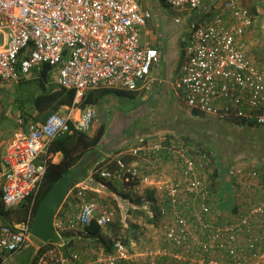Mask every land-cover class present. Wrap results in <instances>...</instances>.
I'll return each instance as SVG.
<instances>
[{
	"label": "built area",
	"instance_id": "obj_1",
	"mask_svg": "<svg viewBox=\"0 0 264 264\" xmlns=\"http://www.w3.org/2000/svg\"><path fill=\"white\" fill-rule=\"evenodd\" d=\"M139 1L0 0V81L29 80L48 65L56 87L75 93L71 106L50 113L43 122L23 124L19 118L20 128L1 156L3 206L13 210L28 198L30 202L25 220L0 224V264L33 238L32 210L46 168V160L37 163L43 150L59 136L88 132L98 121L93 105L81 108L83 97L99 89L148 92L161 82L159 51L141 43L151 13ZM162 1L172 10L193 11L204 0ZM255 21L262 35L255 38L261 43L257 55L245 44ZM178 60L170 84L186 107L217 123L243 120L264 127V12L258 17L239 0H222L210 20L191 26ZM134 144L126 153L135 163L116 158L115 170L96 172L103 180L138 189L140 183L152 186V177L168 167L170 173L158 184L160 196L143 208L158 223L160 246L152 240L154 245L143 249L117 238L109 253L87 261L66 249L60 242L65 229L81 228L86 235L84 227L98 212L97 225L106 235L115 217L112 208L90 197L95 189L84 180L69 190L77 214L70 219L55 216L57 241L41 253L36 249L34 264H264V173L242 160L214 166L212 152L178 137H140ZM121 203L125 215L137 209L128 198Z\"/></svg>",
	"mask_w": 264,
	"mask_h": 264
},
{
	"label": "crops",
	"instance_id": "obj_2",
	"mask_svg": "<svg viewBox=\"0 0 264 264\" xmlns=\"http://www.w3.org/2000/svg\"><path fill=\"white\" fill-rule=\"evenodd\" d=\"M139 2H140L141 8L149 11L151 13V18L153 17L152 21L149 22V20H148L146 22L145 26L141 30V43L147 44L149 46L156 48L159 51V53L163 59V54H165V50L167 47V39L169 40V35H168L169 31L165 30L166 34L165 33L163 34L162 32H160L162 30V23H161V20H163L162 13H163V10L166 7V5L163 3L162 0H140ZM221 3H222V0H204L203 4L198 9L193 10V11H190V10L185 11V12H187V15H188L186 18L187 37H188L189 30H190L191 26L196 25L195 23H204V22H207L208 20H210L212 18V16L217 12ZM256 14H258V17H260V15H262L261 12L258 10H257ZM255 22L256 23H254L252 29L247 31V33L245 34V44L247 45L248 49L250 50L249 53H251V54H253V51L255 50V45H254L255 41H256L255 38L256 37H259V38L262 37V35L259 31V28H258V21H255ZM181 31L182 30L178 31V33L180 32L179 35L181 34ZM174 39H175V37H174ZM174 39L169 40V41L171 43L175 44ZM253 41H254V44H252V46H253L252 47L251 43ZM176 45H177V43L175 44V46ZM259 46H261V45H259ZM256 53H258V52L255 51L254 54H256ZM176 68H177V66H176ZM169 73H172V75L169 76ZM172 79H173V68H171V70H170V68H167L166 71L163 72L161 82L156 84L152 88L151 91L138 92V93L135 92V93H132V95L134 97L135 96H141L142 100H144V101H145V98L147 97V95L150 96L148 106L152 107V106L157 105L158 109L156 111H158V112L167 110L168 105H171L180 113H182V114L185 113L186 116H189L191 109L186 107L184 102L182 100L178 99L173 94V91L171 89V84H170V81ZM112 96H118V95L108 94L107 96H104L102 99H100L95 105H93L95 108L97 107L96 108L97 115H98V121L97 122H99V124L96 128L93 127L94 129L92 128L90 130V132H88L89 136H93L95 134V131L97 132V130L100 127H103L105 131L108 130V127L111 124L113 118L115 119L114 123L116 124V126L117 127L121 126V118H123V116H121V117L117 116L116 117V115L118 113H112L111 115H109V112H108L109 104H108L107 100H109L110 97H112ZM102 100H104V101H102ZM32 102L33 101L30 102L32 111L27 113L25 123L43 122L46 119L48 114L38 115L37 111L32 107ZM181 104L183 106H185L186 109H183V107L180 106ZM148 106H147V109H148ZM62 110L63 109H61V111ZM143 111L144 110H140V112H139L140 114L138 117L135 116L136 113L129 115V117L132 120L131 124H133V122H135L134 121L135 118H138V120L136 121V122H138L140 118L144 117ZM107 116H109V117H107ZM2 117L3 118H0V159H1V156L3 155V153L5 152V148H6L8 141L12 138L15 131H17V129L20 128L18 122L15 125L14 119L11 120V117H9L8 115H4ZM20 119H21V117H20ZM10 125H11V127H10ZM235 127H236V125H235ZM154 131H158V130H154ZM131 132H133V131H131ZM133 137H135V134L131 135V138H133ZM143 137H148V136H143ZM104 138L105 137L103 136L101 138V141L99 142V144L94 148V150L91 151L90 153H88L86 156H84L83 159L81 160V162L84 161L87 164V166L84 170L81 171V172L85 171L84 175L76 183L84 181V180H89L90 186H92L95 189V191L89 192V195L91 196V198L93 200H98V201L100 200L101 204L108 205L110 208L113 206L115 211L119 212V218H120L119 222L121 223V228L126 229L127 225L125 224V222H126L125 220H127V217H128L127 213L130 212L131 210L129 209L126 212V215L121 212V207H123V204L121 203V199H126L130 195H133L135 191L136 192L139 191V194H141L140 196L151 195L153 201L155 199L157 200L158 196H160V194H161V190L159 189V185H158L161 182L160 177L161 176L167 177L170 172L168 170V167H166L163 170L161 176L159 174H157V175H154V177H152V183H153L152 186L146 187L145 184L140 183L136 186V187H138V189H135L130 184L126 185V184H123L117 180H113V181L104 180L101 182H96L95 180L93 181L94 176L95 175L97 176L96 171L98 169H102V168L107 167L110 170H114L115 169L114 160L116 158H122L125 162L135 163L134 162L135 160L133 161L132 157H130L126 153V150H121L122 147H121V141H119L120 140L119 138H116L115 136H113L110 140L105 142V143L109 142V145L112 144L111 146H108L107 148H105V145H104V141H103ZM133 139H135V138H133ZM132 141H134V140H126L125 139L124 145H122V146L123 147L131 146L133 144ZM128 142H129V144H127ZM131 142H132V144H130ZM51 158H52L51 160L53 163H57V162H59L61 155L55 154L54 156H51ZM39 160L41 162H42V160L43 161L46 160V148L43 150V153L41 154ZM144 166H145L144 168L147 170L146 173H149L150 172L149 168L151 166V163H147V165H144ZM90 179H92L91 182H90ZM155 182H157V183H155ZM73 184H74V182H73ZM135 196H139V195H135ZM130 200L131 199H129V201ZM141 200L142 201H141L140 205L135 204L137 209L132 210V211L137 212V210H138V211L146 214V211H142V209L144 208L145 204H147V203L150 204V202L145 201L144 198H142ZM111 203H113V204H111ZM152 209H154V207H152ZM115 211H114V213H117ZM77 212H78V206L76 204V199L74 197V194H72L71 192H68L66 197L63 199V201H62V203H61V205H60L55 216L59 217V218H63V219L64 218L70 219L71 217H74L77 214ZM97 213L98 212L95 213L94 218H96ZM123 219H124V221H123ZM147 219L151 221L152 218L147 216ZM152 221H155V220L152 219ZM155 223H157V222L155 221ZM65 230L62 232V235H61V241H60L61 244H64L66 249H69L71 251H73V250L77 251L80 254L83 261H87V260H90L92 258H95L96 256L100 255V253H106V249H104L100 243L95 241L94 238L85 237L83 235L81 228L67 229L66 231ZM132 234H133V231L131 234H128V232H126V235L122 234L123 237L121 235H118V236H121L118 238H120V239L122 238L125 241V237H126V239H127V237L130 238V236ZM134 234L136 235V234H138V232H135ZM158 234H159V226H157L156 234L154 236L157 239V242L153 239L152 240L154 241L155 245L160 246ZM149 238H151V237H149ZM148 242H149V240L146 241V244ZM61 250H64V249H61ZM32 256H33L32 250L24 248V249L20 250L19 252H17L14 255V257L5 264H9L15 260H21V259H23L22 264H33L34 261L32 262Z\"/></svg>",
	"mask_w": 264,
	"mask_h": 264
},
{
	"label": "trees",
	"instance_id": "obj_3",
	"mask_svg": "<svg viewBox=\"0 0 264 264\" xmlns=\"http://www.w3.org/2000/svg\"><path fill=\"white\" fill-rule=\"evenodd\" d=\"M195 24L198 25L201 23ZM50 71V66L43 65L37 77H35L36 79L33 78L37 85L38 94H36L35 98L33 99L32 107L37 111L38 115H49L52 112L61 110L63 107L71 106L75 97L73 90L58 88L56 86L50 89L47 88L46 84ZM108 94H116L118 96H133L132 93L124 91H112L104 89L92 90L83 97L80 106L83 108L88 105H95L100 99H102L104 96H107ZM157 109V105L152 107L148 106L144 117L140 118L138 127L143 128L141 129L142 133H147L149 130L148 128L150 127V123H153L151 121L150 115L153 114V118H155L154 124H156L154 126L155 129L172 130L173 133L177 134L176 136L178 138L198 145L201 151H210L214 153L215 161L218 158L224 164L230 165L235 161V155L238 156L240 153H248L264 159V128L262 127L245 124L243 120H238L237 125L241 126V130L236 132L235 128L233 127L235 124L227 125L217 123L212 117L196 110H191L190 115L186 116L185 113H180L171 105H168L167 110L165 111L158 112L156 111ZM21 119L22 123L24 124L26 118L21 117ZM141 130L138 132L141 133ZM128 135L134 134L133 132H130ZM102 136L103 127H100L93 136H89L86 132L73 131L70 134H65L55 138L47 145L46 168L41 189L35 200L32 210L33 217L35 216V212L40 206L43 198L54 185V183L66 173H68L72 167L80 163L84 156L93 151L101 141ZM55 154L61 155V158L57 163H53L51 160V156H54ZM238 158L242 159V157ZM84 173L85 171L78 175L77 179L74 181V184L84 175ZM94 180L97 182L104 181L103 179L99 178L98 175L94 176ZM143 198L147 202L153 201L151 195ZM130 201L134 204L140 205L139 198H135L133 200L131 199ZM29 202L30 199L28 198L16 209H13V212L17 218V222L25 220L28 213ZM5 210L7 209H5L3 206L0 195V218L5 222L3 224L11 225L13 223L5 218ZM154 217H156V215H154ZM108 226L106 229L108 230V233H106V235L102 233V230L97 225L95 218L90 221L89 225L84 227V230L87 232V234L84 236L94 238L95 241L100 243L103 248L106 249V253L111 251L112 240L117 239L116 237L119 234L117 231L122 229L119 222L112 224L110 223ZM54 243L55 242L53 241L42 243L39 252L41 253L46 249H49ZM22 262L23 259L15 260L10 264H22Z\"/></svg>",
	"mask_w": 264,
	"mask_h": 264
},
{
	"label": "rangeland",
	"instance_id": "obj_4",
	"mask_svg": "<svg viewBox=\"0 0 264 264\" xmlns=\"http://www.w3.org/2000/svg\"><path fill=\"white\" fill-rule=\"evenodd\" d=\"M240 1H241L242 6L249 9L251 11V13H253V14H256L257 10L260 11L261 14L264 12V0H240ZM162 15H163V20H161L162 30L160 32H162L163 34L164 33L166 34L165 30L169 31V34H168L169 40H173L175 37L174 42H175V44L177 43V45L175 46L174 43H171L167 39V47L165 50V54H163V55H165V58H166V61H165L166 69L170 68V70H171V68H173V70H176V66L178 67V64H179V60H178L179 49L183 45V42H185L187 40L186 18L188 15H187V12H185V11L172 10V9L168 8L167 6L164 8ZM152 19H153V17L151 19H149V22L152 21ZM180 30H182V31H181V34L179 35L180 32L178 33V31H180ZM252 44H254V41L251 43V46H252ZM254 45H255V50L253 51V54L255 53L256 49H258L260 47L259 45H261V43L259 41H255ZM256 55H257V53H256ZM173 74H174V72H173ZM170 75H172V73H169V76ZM35 77H37V74H35L33 76L34 79H36ZM33 78L26 80V81H19L16 83H14V82L13 83L1 82L0 81V118H3L2 116H4V115H8L9 117H11V120L14 119L15 125H16L17 120L20 117L26 118L27 113L32 111L30 102L33 101V99L35 98V95L38 94L37 85H36V82ZM46 86L49 89L54 88L56 86L55 78L51 73L48 75V81H47ZM149 99H150V96H148V95L145 98V101L142 100L141 96H135V97L132 96L131 97V96L125 95V96H112V97H110L109 100H107L108 104H109V106H108L109 107L108 108L109 115H111L112 113H118L116 115V117L117 116H119V117L123 116V118H121V126L120 127L116 126V124L114 123L115 119L113 118L111 124L108 127V130L105 131L103 128V136L105 137L103 141H104L105 148L112 145V144L109 145V142L108 143H105V142L110 140L113 136L120 139L119 141H121V147H122L121 150H128L129 148H131L133 145L136 144V143L134 144V142H135V140H137V138H140L143 136H148L147 137L148 139H159V140L165 139V137L167 138L169 136L177 137L176 136L177 134L173 133L172 130H168V129L160 130V129H158V131H154L157 129H155V127H154L156 124H154L155 118H153V114L150 115L151 121L153 123H150V125H149L150 127L148 128L149 130L147 131V133H142L141 129H143V128L138 127L140 119L138 122H136L138 120V118H135L134 121L136 123L133 122V124H131L132 120L129 117V115L136 113L135 116L138 117L140 114L139 113L140 110H144L143 114H145L147 111V106L149 105ZM102 101H104V100H102ZM180 106L183 107V109H186V107L183 106L182 104ZM107 117H109V116H107ZM98 124H99V122H96L93 125V127L96 128L98 126ZM159 125H161V124H159ZM10 127H11V125H10ZM233 127L235 128L236 132L241 130V126L236 125V127L235 126H233ZM262 128H264V127H262ZM134 129H136V130H134ZM90 130L88 132H90ZM139 130H141V133L138 132ZM131 131H133V134H135V137H133L135 139L131 138V135H128V134H130ZM88 132H86V133H88ZM95 133H96V131H95ZM125 139L126 140H134V141H132L133 144L131 142L130 143V144H132L131 146L123 147L122 145H124ZM127 144H129V142ZM236 156L237 155H235V158H234L235 160H242L243 163H245V166H247L249 168H253V169H255L261 173H264V159L263 158H260L258 156H253V155L248 154V153H244V154L240 153V154H238L237 157ZM238 157H242V159L238 158ZM37 163H41V161L38 159ZM221 163H222V161H220L217 158L216 162L213 165L214 166L217 165L220 167ZM135 195H139V196H135ZM140 195L141 194H139V191H137V192L135 191L134 194L130 195L128 198L132 199V200L135 198H139L140 203H141V201H142L141 199L143 197H147V195H145V196L144 195L140 196ZM95 202L101 204L100 200L99 201L95 200ZM111 204H113V203H111ZM111 208L114 209L113 206ZM5 211H6L5 212L6 213L5 218H7L9 221H11V223H16L17 218H16L13 210H9V211L5 210ZM114 211H115V209H114ZM142 211H144V210L142 209ZM115 212H117V213H115V217H114L113 221L111 222V224L112 223H118L120 221L119 212L118 211H115ZM127 214H128L127 215L128 217H127V220H125L126 221L125 224L127 225V228L126 229H119L117 231V232H119L118 235H121L122 237L124 234L126 235V232H128V234H131L133 231V234L130 236V238L127 237L128 240L125 237V242L127 244H129V245L131 244L132 246L141 247L143 249H146L149 245H151L152 239L157 242V239L154 236L156 234V228L158 226V223H155L154 221L148 220L147 215L143 212L138 211V210H137V212L131 210ZM3 223H5V222L0 218V224H3ZM135 232H138V234L135 235L134 234ZM107 233H108V230H107ZM118 235L116 238L121 237ZM149 237H151V238H149ZM147 240H149V242L146 244ZM154 244L152 243V245H154ZM41 246H42V243L40 241L36 240L35 238L31 239V243L29 244V246H27L26 249L32 250V254H33L32 262L34 261L36 249H41Z\"/></svg>",
	"mask_w": 264,
	"mask_h": 264
},
{
	"label": "water",
	"instance_id": "obj_5",
	"mask_svg": "<svg viewBox=\"0 0 264 264\" xmlns=\"http://www.w3.org/2000/svg\"><path fill=\"white\" fill-rule=\"evenodd\" d=\"M166 58L163 55L161 68L166 71ZM87 164L82 161L72 167L68 173L58 179L43 198L35 212L31 225V235L41 243L57 241V235L53 229V220L63 201L72 187L79 173L86 168Z\"/></svg>",
	"mask_w": 264,
	"mask_h": 264
},
{
	"label": "clouds",
	"instance_id": "obj_6",
	"mask_svg": "<svg viewBox=\"0 0 264 264\" xmlns=\"http://www.w3.org/2000/svg\"><path fill=\"white\" fill-rule=\"evenodd\" d=\"M56 242V241H55Z\"/></svg>",
	"mask_w": 264,
	"mask_h": 264
}]
</instances>
